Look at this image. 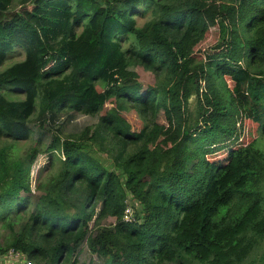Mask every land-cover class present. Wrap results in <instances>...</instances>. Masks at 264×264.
Here are the masks:
<instances>
[{
  "label": "trees",
  "instance_id": "1",
  "mask_svg": "<svg viewBox=\"0 0 264 264\" xmlns=\"http://www.w3.org/2000/svg\"><path fill=\"white\" fill-rule=\"evenodd\" d=\"M214 27L219 40L199 59ZM16 50L25 59L3 69ZM129 108L151 119L140 132ZM162 109L172 126L156 143ZM37 112L40 128L63 113L99 123L53 132L45 151L61 169L40 178L31 206L44 145L23 157L19 144ZM246 121L259 128L248 144ZM108 144L113 169L96 157ZM263 242L264 0H0V264L10 252L86 264L84 243L105 264H264Z\"/></svg>",
  "mask_w": 264,
  "mask_h": 264
},
{
  "label": "rangeland",
  "instance_id": "2",
  "mask_svg": "<svg viewBox=\"0 0 264 264\" xmlns=\"http://www.w3.org/2000/svg\"><path fill=\"white\" fill-rule=\"evenodd\" d=\"M17 6L14 5L13 9ZM142 8H139L141 10ZM153 15L151 14V11H147L143 13L140 17L137 18L138 25L142 26L144 25L148 20L151 19ZM219 40V30L217 27L212 28L209 33L207 34L205 40L196 48L195 54L196 56L201 59L204 54L207 52H210L212 47L218 42ZM25 59V54L21 50H16L13 54L9 56L8 62L3 67V69L7 67H11L13 64L21 62ZM137 70V69H136ZM140 73V78L145 83H155L154 75L151 72L145 71V70H138ZM232 83L229 80V85ZM98 89L100 91H103V86L101 83L97 85ZM8 98L10 100L15 101H22L25 99V94L16 93V94H7ZM131 106V105H130ZM112 107V104H108V110ZM190 110L191 113L196 117L197 115V104L195 97L192 98L190 103ZM73 113H63L59 115V118L55 121V125L49 126L46 128H40L39 124L36 121V117L38 115V112L32 119L30 123V127L33 130L32 139L28 142H24L22 144H19V147H21V155L25 157V155L29 152L31 148H33L36 144V141L42 142L41 144L44 146H39L38 149L41 150V154L38 156L37 160L34 162L31 174H30V184L32 189V200L31 206H33L34 203L37 202L41 192L37 190L39 185L40 178L46 179L49 176L52 177L55 173H58L61 169L60 163L56 157L53 161V159L49 160V155L45 151L46 150V144H49L50 141H52V135L53 132L59 129L64 136L68 135H76V136H82V134L87 129H95L97 127V124L99 123V116H87L83 114H74ZM122 116L128 121V123L131 126L132 131L140 132L145 125L148 124V122H151V119H145L139 115V113L134 108H129L127 111L122 113ZM156 122L160 125L159 127L162 130V134H160V138L156 141V143H159L163 139L167 137V133L170 131V127L172 126V119L166 109H162V111L159 112V115L157 117ZM160 130V131H161ZM241 141L242 143L248 144L249 142L253 141L254 139L259 137V128L258 125L251 121H246L244 123V128L241 129ZM117 145V144H116ZM112 144H108L107 147H102L96 145V148L98 149V152L96 153V157L99 158L105 166L108 168L113 169L112 165V153L110 151H106V149H111ZM102 148V149H100ZM54 162V163H53ZM137 206L136 203H132L131 207ZM131 208V212L133 213V209ZM115 223V219L109 218L102 222L104 226H109ZM2 230V229H1ZM3 231V230H2ZM3 238L6 237V234L2 235ZM257 254L255 257L261 256L264 253V242L259 250H257ZM28 259L23 254H15L13 252H10L7 254V256L2 260L3 264H25L28 263ZM79 261L81 263L86 264H105L103 261H100L96 256L92 255L90 251L88 250L87 244L84 243L82 245V250L80 252Z\"/></svg>",
  "mask_w": 264,
  "mask_h": 264
},
{
  "label": "built area",
  "instance_id": "3",
  "mask_svg": "<svg viewBox=\"0 0 264 264\" xmlns=\"http://www.w3.org/2000/svg\"><path fill=\"white\" fill-rule=\"evenodd\" d=\"M131 208H129L127 210V213H126V220H131L133 218V213L131 212Z\"/></svg>",
  "mask_w": 264,
  "mask_h": 264
}]
</instances>
